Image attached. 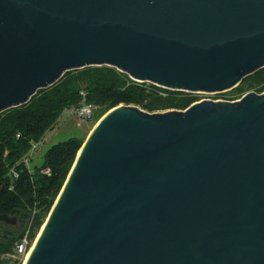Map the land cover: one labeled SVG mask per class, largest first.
Wrapping results in <instances>:
<instances>
[{
	"label": "water",
	"instance_id": "water-1",
	"mask_svg": "<svg viewBox=\"0 0 264 264\" xmlns=\"http://www.w3.org/2000/svg\"><path fill=\"white\" fill-rule=\"evenodd\" d=\"M103 65L232 90L264 68V0H0V113ZM44 224L26 264H264V92L150 114L120 103Z\"/></svg>",
	"mask_w": 264,
	"mask_h": 264
},
{
	"label": "trees",
	"instance_id": "trees-1",
	"mask_svg": "<svg viewBox=\"0 0 264 264\" xmlns=\"http://www.w3.org/2000/svg\"><path fill=\"white\" fill-rule=\"evenodd\" d=\"M242 82L247 85L245 89L263 92L264 68ZM84 99L102 115L120 103L154 112L185 110L198 100L194 93L138 82L113 66L103 65L69 71L53 86L40 89L27 104L0 113V215L19 217L24 213L16 225L0 222V249L15 246L28 228L41 227L50 213L84 140L71 137L53 145L34 172L28 170L23 158L33 142L41 141L54 128L66 109L80 105ZM11 168L19 173L14 181L9 175ZM47 168L50 175L43 172ZM3 230L11 235L1 234Z\"/></svg>",
	"mask_w": 264,
	"mask_h": 264
},
{
	"label": "rangeland",
	"instance_id": "rangeland-1",
	"mask_svg": "<svg viewBox=\"0 0 264 264\" xmlns=\"http://www.w3.org/2000/svg\"><path fill=\"white\" fill-rule=\"evenodd\" d=\"M247 85L245 82H241L238 87H235L232 90L223 91V92H199L194 93L197 96V101L203 100H215V101H236L241 99V97L248 92H257L255 89H245ZM241 89L244 91L239 92ZM264 92V91H263ZM262 93V92H257ZM144 110V109H143ZM150 113H160L166 112L169 110H159L150 112ZM104 117L101 112L96 109L94 117L91 120H84L80 118L78 115L74 113H68L66 110L60 115L57 123L54 128L48 130L42 140L39 143L38 148L35 150L32 158L30 159L29 166L31 168V172H34L36 167L38 168L44 160V155L49 148H51L55 144L62 143V141L68 140L71 137H78L81 140H86L88 135L94 126L98 123V121ZM49 215V214H48ZM48 217V216H47ZM46 217V219H47ZM46 219L44 220L41 227L30 229V236L35 239L38 237L39 232L41 231ZM18 224V223H17ZM19 256L14 252V246H11L8 250L0 249V264H23Z\"/></svg>",
	"mask_w": 264,
	"mask_h": 264
},
{
	"label": "built area",
	"instance_id": "built-area-1",
	"mask_svg": "<svg viewBox=\"0 0 264 264\" xmlns=\"http://www.w3.org/2000/svg\"><path fill=\"white\" fill-rule=\"evenodd\" d=\"M82 94L85 95L84 92H82ZM83 101L84 102H82L80 105L73 107V108H68V109H66V111L69 114L74 113L84 120H91L94 117V114L96 112V107L92 103H88L87 101H85V99ZM39 143H40V141L33 142L31 150L23 158V163L26 165V167L30 171H31V168L29 166V162H30V159L32 158L35 150L38 148ZM43 172H44V174L46 173L47 175L51 174V171L49 168L44 169ZM9 175H10L12 181L16 180L19 177V173L17 172V170H15V168H11ZM14 186L15 185H12L10 187V189H13ZM36 240H37V238L33 239L30 236V228H28V230L25 231L23 236L15 243L14 252L16 253L17 256L22 258L21 260L23 262L26 259L28 253L32 250Z\"/></svg>",
	"mask_w": 264,
	"mask_h": 264
},
{
	"label": "bare ground",
	"instance_id": "bare-ground-1",
	"mask_svg": "<svg viewBox=\"0 0 264 264\" xmlns=\"http://www.w3.org/2000/svg\"><path fill=\"white\" fill-rule=\"evenodd\" d=\"M94 127H95V126H94ZM93 129H94V128H93ZM93 129L91 130V132L93 131ZM44 226H45V224L43 225L41 231L39 232V235H38V237H37L36 242L38 241V239H39V237H40V235H41V233H42V231H43ZM36 242H35L34 246L36 245ZM34 246H33L32 250L28 253L26 259H25L24 262H23V264H26V263H27V260L29 259L30 255H31V253H32V251H33V249H34Z\"/></svg>",
	"mask_w": 264,
	"mask_h": 264
},
{
	"label": "flooded vegetation",
	"instance_id": "flooded-vegetation-1",
	"mask_svg": "<svg viewBox=\"0 0 264 264\" xmlns=\"http://www.w3.org/2000/svg\"><path fill=\"white\" fill-rule=\"evenodd\" d=\"M18 223V222H17ZM16 225V224H15Z\"/></svg>",
	"mask_w": 264,
	"mask_h": 264
}]
</instances>
